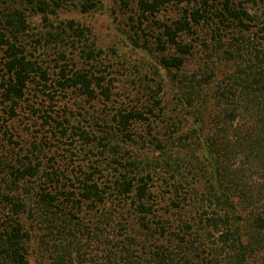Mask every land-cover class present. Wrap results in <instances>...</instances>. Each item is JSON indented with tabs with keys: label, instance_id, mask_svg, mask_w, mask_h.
<instances>
[{
	"label": "trees",
	"instance_id": "obj_1",
	"mask_svg": "<svg viewBox=\"0 0 264 264\" xmlns=\"http://www.w3.org/2000/svg\"><path fill=\"white\" fill-rule=\"evenodd\" d=\"M29 1L47 12L46 0ZM62 1L54 4L61 7ZM98 4L83 0L80 6L89 12ZM249 5L258 8L250 13ZM168 6H176L177 15L163 22L158 15ZM137 11L131 20L138 31L160 30L162 86L171 84L175 96L168 106L163 97L152 96L139 108L92 116L91 130L88 125L76 136L93 159L72 187L61 184L54 167L46 181L37 180L41 163L27 157L4 165L0 264H31L35 251L38 264H264V0H137ZM233 23L239 31L224 39L218 30ZM213 24L211 43L187 40L199 26ZM26 29L24 14L0 13V105L10 118L30 89L48 104L54 90L71 89L87 101L110 100L112 80L93 65L102 51L89 43L84 26L70 20L61 30L84 43L82 60L90 69L69 68L63 52L64 63L54 72L29 57L20 43ZM169 50L174 54L167 55ZM197 55L195 68L188 70ZM164 113L171 117L163 131L172 135L166 144L155 131V120ZM41 119L61 137L75 135L49 114ZM135 125L152 137L153 163L144 164L130 150L138 143ZM158 169L193 210L194 225L185 226L190 234L198 230L203 242L191 259L189 249H143L128 221L132 214L145 219L152 213L150 187Z\"/></svg>",
	"mask_w": 264,
	"mask_h": 264
},
{
	"label": "rangeland",
	"instance_id": "obj_2",
	"mask_svg": "<svg viewBox=\"0 0 264 264\" xmlns=\"http://www.w3.org/2000/svg\"><path fill=\"white\" fill-rule=\"evenodd\" d=\"M54 1L46 0L48 9L43 13L29 0H0V13L18 11L24 14L27 29L20 37V43L27 48L29 57L33 55V58L42 65L50 67V72L57 71L58 66L64 63L61 57L63 52L67 55L69 68L90 69V65L82 60L84 43L74 39L68 32L64 34L61 30L70 20L84 26L88 30L89 43H94L96 48L102 51L93 65L96 66V70L103 72L107 82L112 80V95L108 102H104L103 98L87 101L71 89L66 92L54 90L52 94L55 99L52 104H48L44 98L30 89L25 100L20 102L17 115L13 118L8 116L4 105H0V179H7L4 165L15 164L27 157L41 163L40 177L37 180L46 181L47 173L54 167L63 176L61 184L65 183L66 186L72 187L74 177L83 173L86 165L90 164V159H93L92 150L76 136L81 133L80 129H87L90 121V124H94L92 116L98 117L101 110L113 114L127 107L139 108L149 104L153 100L152 96L163 97L165 105L168 106V102L175 96V89L171 84L167 86L168 82L164 84V88L162 86L166 72L160 64V58L164 54L156 48L159 28H148L143 33L134 27L131 20L137 17V0H98V7L89 12L81 10L80 4L83 0H63L61 7H56ZM257 8L258 6H247L250 13H254ZM176 15L177 7L168 6L159 13L158 18L166 22L175 19ZM213 27L216 26L201 25L196 28L197 34L187 37V40L196 44L200 43L199 39H206L211 43ZM220 28L218 31L224 35V39H229L239 31L234 23ZM49 34L52 35L50 39ZM44 36H47V40ZM40 39L41 42L38 43ZM172 54L173 50L167 52V55ZM196 57L189 62L188 70L195 68L199 56ZM104 103H107V106H104ZM45 114L63 122L69 135L75 134L73 138L61 137L59 131L44 125L41 116ZM169 115L170 113H164L155 120V131L165 144L172 138L170 133L163 132L171 120ZM177 122L179 123L178 120ZM100 125L94 126L97 133L101 130ZM88 130H91L90 125ZM170 130L173 131L172 127ZM145 133L143 125H135L134 134L138 143L133 145L134 150H130L134 157H141L143 163L147 165L153 163L155 159L153 147L150 145L152 137L146 136ZM179 134L181 133H177L176 136ZM11 139L15 144L10 141ZM156 157L154 155V158ZM165 178L166 176L158 169L151 182L152 213L145 219L138 214L137 216L132 214L128 221L133 226L134 234L143 249L151 251L155 245L164 246L169 250L189 249L191 252L188 255L191 259L196 250L202 248L203 239L200 240L195 234L200 233L198 230L192 234L187 231L185 226L187 223L194 225L193 210L187 202L182 201L180 194H175L173 188L165 184ZM5 186V183L3 185L1 182V192H6ZM162 229L165 231L164 236L160 235ZM30 259L31 264H38L40 256L35 251Z\"/></svg>",
	"mask_w": 264,
	"mask_h": 264
}]
</instances>
